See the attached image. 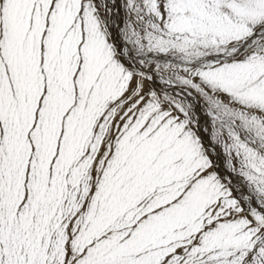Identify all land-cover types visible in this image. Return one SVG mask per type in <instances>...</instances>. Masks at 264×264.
Segmentation results:
<instances>
[{"label":"snow or ice","instance_id":"1","mask_svg":"<svg viewBox=\"0 0 264 264\" xmlns=\"http://www.w3.org/2000/svg\"><path fill=\"white\" fill-rule=\"evenodd\" d=\"M0 264H264V0H0Z\"/></svg>","mask_w":264,"mask_h":264}]
</instances>
